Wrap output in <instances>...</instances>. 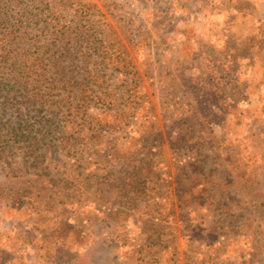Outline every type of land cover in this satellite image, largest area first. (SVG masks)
<instances>
[{"label": "rangeland", "instance_id": "obj_1", "mask_svg": "<svg viewBox=\"0 0 264 264\" xmlns=\"http://www.w3.org/2000/svg\"><path fill=\"white\" fill-rule=\"evenodd\" d=\"M82 1L116 95L75 152L0 146V264H264V0Z\"/></svg>", "mask_w": 264, "mask_h": 264}, {"label": "trees", "instance_id": "obj_2", "mask_svg": "<svg viewBox=\"0 0 264 264\" xmlns=\"http://www.w3.org/2000/svg\"><path fill=\"white\" fill-rule=\"evenodd\" d=\"M95 7L82 0H0V146L77 151L99 137L112 96ZM87 144V143H86ZM79 232L76 242L87 241Z\"/></svg>", "mask_w": 264, "mask_h": 264}]
</instances>
